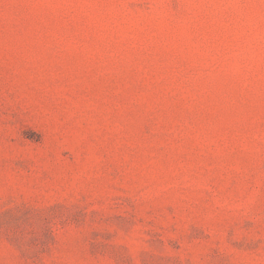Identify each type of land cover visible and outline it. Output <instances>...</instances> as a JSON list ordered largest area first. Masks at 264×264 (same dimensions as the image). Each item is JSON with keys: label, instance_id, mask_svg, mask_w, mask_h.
<instances>
[{"label": "rangeland", "instance_id": "1", "mask_svg": "<svg viewBox=\"0 0 264 264\" xmlns=\"http://www.w3.org/2000/svg\"><path fill=\"white\" fill-rule=\"evenodd\" d=\"M0 264H264V0H0Z\"/></svg>", "mask_w": 264, "mask_h": 264}]
</instances>
